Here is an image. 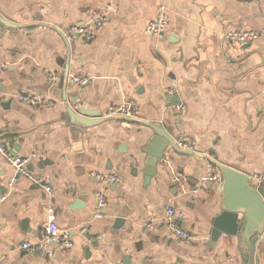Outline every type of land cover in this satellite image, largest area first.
<instances>
[{"label": "crops", "instance_id": "obj_1", "mask_svg": "<svg viewBox=\"0 0 264 264\" xmlns=\"http://www.w3.org/2000/svg\"><path fill=\"white\" fill-rule=\"evenodd\" d=\"M107 3L109 18L93 39L65 41L59 28L80 24ZM160 3L168 13L161 40L145 32ZM0 17L17 25L0 23V142L15 155L36 154L27 168L51 189L46 194L17 175L0 155L1 264H243L240 235L221 234L210 245L222 194L209 158L248 174L253 186L264 178V38L235 44L222 37L225 30L263 27L264 0H0ZM70 76L88 82L71 85ZM16 93L42 95L45 104L25 105ZM173 96L186 106L182 118L164 110ZM125 101L138 107L134 120L163 126L174 144L189 138L195 150L168 146L146 181L150 127L63 120L66 103L109 117ZM93 171L121 177L108 186L100 216ZM167 205L183 214L177 223L192 241L148 226ZM51 218L69 233L68 251L53 247L46 257L18 248L37 243ZM117 218L123 222L115 228ZM259 240L256 264H264V236Z\"/></svg>", "mask_w": 264, "mask_h": 264}, {"label": "built area", "instance_id": "obj_2", "mask_svg": "<svg viewBox=\"0 0 264 264\" xmlns=\"http://www.w3.org/2000/svg\"><path fill=\"white\" fill-rule=\"evenodd\" d=\"M112 10L111 3H107L104 7L99 9H92L89 12L88 18L80 24H70L65 27L59 28V32L67 42H72L75 39H83L90 41L95 35V30L104 25L108 18L109 13ZM168 31V13L167 7L164 3H160L157 7V13L155 17L150 20L145 28L146 34L156 39H163L167 35ZM223 39L235 44H251L255 41L264 38V26L259 29H246L236 28L232 30H225L222 34ZM54 75L51 74L50 79L53 80ZM67 82L71 85H85L88 82L86 76H70ZM173 89H167V93L171 95ZM17 101L31 106L41 107L45 104V99L42 95L32 93H16L13 95ZM164 110L169 115L175 118H182L186 113V106L182 102H166ZM122 116L131 119H137L139 116V110L137 105L132 101H125L118 106L113 107L107 116ZM175 145L180 150L194 151L195 143L189 138H179L175 140ZM0 155L5 162L14 170L17 175L29 180L32 184L43 189L46 194H49L51 189L48 185V181L44 177L37 176L29 171L27 168L31 160L36 154L31 153L28 156H18L13 154L9 148H5L0 142ZM92 177L96 179L97 187L95 189V208L94 215L100 216L101 209L106 206V190L111 184H118L121 177L116 172H95L91 173ZM214 182L218 183L220 177L213 176ZM256 181L260 185H264L263 177H256ZM183 214L180 211H176L171 205H167L164 210V214L160 218L151 217L148 221V226L153 227L155 224H160L166 227L171 235L177 240L192 241L194 237L185 229L181 228L177 221L182 218ZM91 239H87L89 243ZM72 245V240L67 231H61L54 220L51 218L47 221L43 237L37 242H23L18 245V248L26 250H40L46 257L53 255V247H57L61 252H66ZM1 264V262H0Z\"/></svg>", "mask_w": 264, "mask_h": 264}, {"label": "water", "instance_id": "obj_3", "mask_svg": "<svg viewBox=\"0 0 264 264\" xmlns=\"http://www.w3.org/2000/svg\"><path fill=\"white\" fill-rule=\"evenodd\" d=\"M0 23L11 27L17 26L2 17H0ZM169 101L179 102V99L177 96H173ZM64 106L63 120L76 127H88L109 119L128 120L150 127L154 131V136L146 147V153L149 156L146 181L149 180L150 175L155 173V166L158 160L163 157L164 150L168 146L176 148L163 126L157 123L139 122L122 116L101 117L97 113L89 114L83 109H72L67 103ZM185 153L199 155L196 152ZM209 161L220 171L221 183L217 190L222 194L221 212L211 223L210 245L215 243L221 234L227 236L240 235L247 251L243 264H256L255 251L261 244L260 236H264V186H253L248 174L213 159L209 158ZM121 222L123 219L117 218L113 226L116 228Z\"/></svg>", "mask_w": 264, "mask_h": 264}]
</instances>
